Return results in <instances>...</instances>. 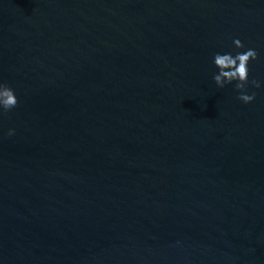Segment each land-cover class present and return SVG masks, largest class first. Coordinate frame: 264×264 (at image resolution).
<instances>
[{"label": "water", "instance_id": "95a60500", "mask_svg": "<svg viewBox=\"0 0 264 264\" xmlns=\"http://www.w3.org/2000/svg\"><path fill=\"white\" fill-rule=\"evenodd\" d=\"M0 83V264H264V0H0Z\"/></svg>", "mask_w": 264, "mask_h": 264}, {"label": "clouds", "instance_id": "9594fccd", "mask_svg": "<svg viewBox=\"0 0 264 264\" xmlns=\"http://www.w3.org/2000/svg\"><path fill=\"white\" fill-rule=\"evenodd\" d=\"M235 48H244V44L239 40L233 41ZM259 58L255 49L249 48L244 52H237L234 56L231 53L214 55V65L218 72L213 75V80L219 88L235 82V89L239 93L237 99L245 104L251 103L255 99V92L247 94V88L251 84L254 88H260L261 82L252 79L249 81V63ZM18 103L14 90L7 84L0 83V109L4 113L16 107ZM14 134V130H9L8 135Z\"/></svg>", "mask_w": 264, "mask_h": 264}]
</instances>
